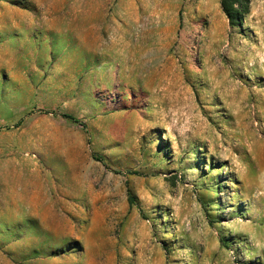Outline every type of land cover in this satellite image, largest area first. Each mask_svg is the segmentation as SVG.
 Listing matches in <instances>:
<instances>
[{"label":"rangeland","instance_id":"rangeland-1","mask_svg":"<svg viewBox=\"0 0 264 264\" xmlns=\"http://www.w3.org/2000/svg\"><path fill=\"white\" fill-rule=\"evenodd\" d=\"M221 1L0 0V264H264V0Z\"/></svg>","mask_w":264,"mask_h":264},{"label":"trees","instance_id":"trees-1","mask_svg":"<svg viewBox=\"0 0 264 264\" xmlns=\"http://www.w3.org/2000/svg\"><path fill=\"white\" fill-rule=\"evenodd\" d=\"M252 0H222L221 6L223 12L227 16L231 27H241L243 25L244 17L250 11V4ZM62 118L75 123L81 126H84V123L71 114H62ZM98 161H104L102 156H94ZM130 202L133 204V198L130 199Z\"/></svg>","mask_w":264,"mask_h":264}]
</instances>
